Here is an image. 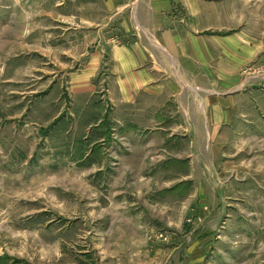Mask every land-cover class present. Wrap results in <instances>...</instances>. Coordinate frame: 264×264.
<instances>
[{
	"label": "rangeland",
	"instance_id": "rangeland-1",
	"mask_svg": "<svg viewBox=\"0 0 264 264\" xmlns=\"http://www.w3.org/2000/svg\"><path fill=\"white\" fill-rule=\"evenodd\" d=\"M197 2L222 77L155 137L87 87L93 11L0 0V264H264V0Z\"/></svg>",
	"mask_w": 264,
	"mask_h": 264
},
{
	"label": "crops",
	"instance_id": "crops-1",
	"mask_svg": "<svg viewBox=\"0 0 264 264\" xmlns=\"http://www.w3.org/2000/svg\"><path fill=\"white\" fill-rule=\"evenodd\" d=\"M71 2L79 11L94 12L76 14L81 41L94 43L80 71L90 89L103 69L105 92L119 111V123L153 128L157 137L165 122L188 121L190 89H204L206 79L222 77V40L206 33L208 6L197 0ZM178 8L183 14H176ZM75 50L77 56L83 52L79 45Z\"/></svg>",
	"mask_w": 264,
	"mask_h": 264
}]
</instances>
